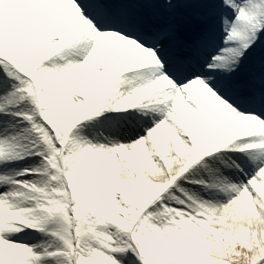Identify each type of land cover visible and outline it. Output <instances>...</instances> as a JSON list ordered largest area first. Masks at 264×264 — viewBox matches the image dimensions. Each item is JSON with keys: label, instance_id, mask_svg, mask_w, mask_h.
Returning a JSON list of instances; mask_svg holds the SVG:
<instances>
[{"label": "snow or ice", "instance_id": "1", "mask_svg": "<svg viewBox=\"0 0 264 264\" xmlns=\"http://www.w3.org/2000/svg\"><path fill=\"white\" fill-rule=\"evenodd\" d=\"M0 264H264V0H0Z\"/></svg>", "mask_w": 264, "mask_h": 264}, {"label": "rangeland", "instance_id": "2", "mask_svg": "<svg viewBox=\"0 0 264 264\" xmlns=\"http://www.w3.org/2000/svg\"><path fill=\"white\" fill-rule=\"evenodd\" d=\"M24 163H27V162H24ZM20 236H21L22 239H29L28 234H26V233H21ZM37 239H39V237H37Z\"/></svg>", "mask_w": 264, "mask_h": 264}]
</instances>
